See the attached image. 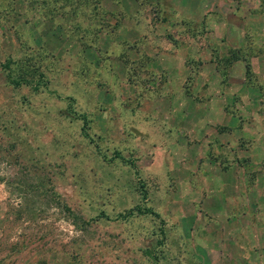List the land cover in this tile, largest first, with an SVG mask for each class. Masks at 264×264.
Wrapping results in <instances>:
<instances>
[{
    "label": "rangeland",
    "instance_id": "obj_1",
    "mask_svg": "<svg viewBox=\"0 0 264 264\" xmlns=\"http://www.w3.org/2000/svg\"><path fill=\"white\" fill-rule=\"evenodd\" d=\"M262 2L0 0V264H264Z\"/></svg>",
    "mask_w": 264,
    "mask_h": 264
},
{
    "label": "trees",
    "instance_id": "obj_2",
    "mask_svg": "<svg viewBox=\"0 0 264 264\" xmlns=\"http://www.w3.org/2000/svg\"><path fill=\"white\" fill-rule=\"evenodd\" d=\"M260 14H264V2H262L261 4V11L259 12ZM237 50H233L231 51L230 55H229V58L227 59L228 60V63H232L233 61H235L237 59ZM17 85V83H16ZM73 115H76L74 112H72ZM77 118H80L84 121V126H83V131L85 130V125H86V118L85 116H80V115H77ZM117 155L115 156V158H119L120 160H122L125 164H128L129 166H131L134 170H135V174L137 175V171H136V167H135V163L133 161H128V160H125L123 157H118V153H116ZM145 195V194H144ZM134 210H131L129 211L127 214V216H130L132 215ZM135 211L137 212V214H143V213H149V214H152L153 216L159 218L158 214L154 213L153 211H151L150 209L146 208V209H141V208H136ZM126 215H121V217H124L125 218ZM161 234L163 235V231H161ZM150 255V254H149Z\"/></svg>",
    "mask_w": 264,
    "mask_h": 264
}]
</instances>
